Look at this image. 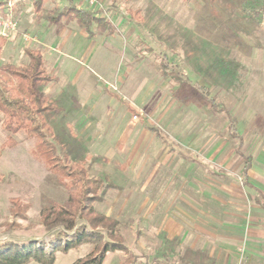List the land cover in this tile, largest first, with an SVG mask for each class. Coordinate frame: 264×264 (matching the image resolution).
Segmentation results:
<instances>
[{"label": "rangeland", "instance_id": "1", "mask_svg": "<svg viewBox=\"0 0 264 264\" xmlns=\"http://www.w3.org/2000/svg\"><path fill=\"white\" fill-rule=\"evenodd\" d=\"M100 1L108 19L115 23L118 31L113 36L100 38L94 57L102 64H107L109 74L114 68L112 78L103 75L86 61L82 63L76 56L73 59L63 58L57 69L52 71L59 77L61 90L67 89V63L79 73L75 89L78 95L85 97L87 88L92 86V78L99 87H110V84H116V74L122 76L129 68L130 56L138 59L145 53L148 61L145 73L151 75L154 86L143 110H147L151 123L164 127L174 139L179 136L190 139L205 129L200 139L202 141L210 137L209 132L214 130L218 141L224 135L228 136L225 127L231 119V128L236 131L232 132L236 133L240 141L243 140L239 153L244 158L258 157L262 153L261 145L254 140L256 134L264 133V12L258 11L261 0ZM66 2L55 0L59 6H64ZM75 2L83 5L79 0ZM16 8L20 25L23 23V27L31 31L36 23L32 0ZM129 10H138L141 19L133 17ZM20 34L13 40L15 45L6 44L0 63L26 61V56L22 54L28 43L22 40ZM102 42L106 46L99 44ZM127 47L134 49L133 55H128ZM163 58L168 64L167 71L188 81L192 88L184 85L182 91L172 76L162 75L159 64ZM192 83L196 84L195 88ZM197 87H206L211 97L214 96L224 105L225 112H213L203 105ZM57 97L62 106L60 115L54 117L48 113L47 116L58 138L49 137V140L53 141L62 163H67V155L72 161H83L87 160L89 154L104 153L107 145L101 138L94 142L83 140L73 145L67 133V106L63 104L60 94ZM157 97L159 104L154 102ZM110 101L112 103L109 95L103 92L96 104L106 114L112 109V104H108ZM165 110L167 113L161 119L160 113ZM128 119L129 114L118 115L117 122L123 127L128 124ZM2 120L3 115L0 113V146L9 137L15 139L17 144L3 149L0 159V173L3 175L0 182V243L7 240L50 241L63 227L47 229L41 211L52 202H65L68 197L67 186L48 170L44 159L35 153L39 139L28 137L24 131L17 134L7 132L2 127ZM99 125L104 130L115 126L107 119ZM232 137L233 142L238 141L237 137ZM90 172L97 176L106 175L107 172L113 180H118L120 176L114 166L100 162L90 165ZM116 195L117 188L107 190L99 201L94 202L95 209L103 213L110 211L113 206V210L118 209L125 200L129 201V205L137 201L135 198L127 199L124 194L120 197ZM122 232L124 242L131 244V250H118L111 256L109 253L106 264H133L124 262L129 259L130 253L136 260L138 255L142 257L141 254H144L142 247H136L133 243L136 237H143V230L136 232L124 229ZM91 248L92 244L85 243L68 252L58 250L54 264H72L88 254ZM144 263V258L134 262ZM28 264L41 263L31 261ZM248 264L264 262L251 260Z\"/></svg>", "mask_w": 264, "mask_h": 264}, {"label": "crops", "instance_id": "2", "mask_svg": "<svg viewBox=\"0 0 264 264\" xmlns=\"http://www.w3.org/2000/svg\"><path fill=\"white\" fill-rule=\"evenodd\" d=\"M74 3L78 5L75 0ZM33 19L36 23L31 31L23 27V23L20 25V37L25 31L36 37L37 41L28 43L27 48L41 51L54 76L46 92L57 100L60 111L51 115L56 117L62 111L57 97L60 94L67 106V133L73 145L83 140H104L106 151L111 152L89 154L87 160L92 155L100 156L103 160L94 163L114 166L120 174L118 180L110 178L107 172L99 176L115 184L117 197L124 194L127 199H137L134 205L125 200L118 209L113 210V206L110 211L103 212L120 222L119 230L123 236L124 229L143 230V237H136L133 242L144 251L135 262L143 258L144 264L264 262V205L258 200L264 199V133L255 135L254 140L261 145L262 153L251 157L246 171L245 158L238 152L243 140L236 136L238 141H232L236 131L231 128L230 117V123L225 127L228 136L224 135L221 140H216L212 130L210 137L200 141L205 129L190 139L180 136L174 139L164 127L151 123L147 110H143L154 83L151 75L145 73L148 68L145 53L138 59L131 58L134 54L131 47L126 48L131 64L122 76L116 74V84L99 87L92 78V86L87 88L85 97L78 95L75 86L79 73L67 63V89L61 90L59 77L52 71L63 58L76 56L82 63L86 61L112 78L114 68L109 74L107 64L95 60L94 56L100 38L115 33L91 39L85 29L73 22L54 24L37 19L35 13ZM13 40L7 39V43L15 45ZM99 44L106 46L105 42ZM22 55L26 56L25 53ZM103 92L112 100L108 103L112 104V109L106 114L96 104ZM158 100L157 97L154 102L158 103ZM166 113V110L162 111L159 117L162 119ZM128 114V124L122 127L117 122L118 115ZM136 115L137 119L134 118ZM105 118L115 124L111 130L100 127L99 123ZM125 245L130 251L131 244ZM109 253L110 256L114 254Z\"/></svg>", "mask_w": 264, "mask_h": 264}, {"label": "trees", "instance_id": "3", "mask_svg": "<svg viewBox=\"0 0 264 264\" xmlns=\"http://www.w3.org/2000/svg\"><path fill=\"white\" fill-rule=\"evenodd\" d=\"M8 0H0L4 4ZM215 1V0H210ZM63 7L55 0H32L33 11L39 20L54 24L75 23L85 29L91 39L117 32V26L101 12L79 7L74 0H67ZM259 12H264V0H261ZM129 12L133 17L141 19L138 10ZM6 36L0 34V61ZM26 61L23 63H0V113L3 115L2 127L9 133L26 132L28 137L39 139L35 153L44 159L49 171L57 175L67 186L68 197L63 203L52 202L41 211L43 224L47 229L56 226L63 227L50 241L30 240L17 242L7 240L0 243V264H28L36 261L41 264H54L58 250L68 252L85 243L92 244L88 254L76 259L72 264H103L109 252L117 250L128 251L124 236L119 230L120 222L94 207L107 190L115 188V184L108 178L92 175L90 165L103 160L100 156L92 155L83 161H72L67 155V163H62L53 141L58 140L54 128L48 119V113L56 114L60 111L57 100L46 92L47 85L54 79L49 72L41 51L37 48H26ZM163 76H172L184 91L188 81L167 71L168 64L163 58L160 62ZM193 88H195V85ZM183 87V88H182ZM192 88V87H191ZM201 103L214 112H223L224 105L206 87H197ZM187 94L185 95V97ZM236 137V133H233ZM17 141L9 137L0 146L2 150L14 147ZM240 150V149H239ZM238 150V152H239ZM251 157H245V171L249 168ZM65 169V171H64ZM3 175L0 173V182ZM264 205V199H258ZM81 221V222H80ZM51 249V250H50ZM136 257L129 254L124 262L133 263Z\"/></svg>", "mask_w": 264, "mask_h": 264}, {"label": "built area", "instance_id": "4", "mask_svg": "<svg viewBox=\"0 0 264 264\" xmlns=\"http://www.w3.org/2000/svg\"><path fill=\"white\" fill-rule=\"evenodd\" d=\"M26 2L27 0H8L4 4H0V34L6 36L8 40L15 39L21 33L20 20L16 7L18 3ZM80 3L101 12V14L107 17L105 7L100 0H80ZM22 39L26 43L37 41L32 33L26 32L22 33ZM134 118L137 119L138 116L136 115Z\"/></svg>", "mask_w": 264, "mask_h": 264}]
</instances>
